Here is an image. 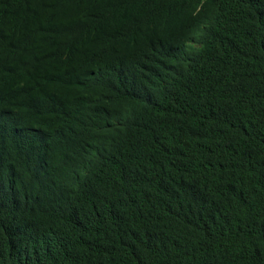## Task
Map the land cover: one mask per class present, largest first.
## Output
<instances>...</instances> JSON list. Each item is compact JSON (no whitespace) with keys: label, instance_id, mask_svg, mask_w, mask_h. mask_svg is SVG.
Instances as JSON below:
<instances>
[{"label":"trees","instance_id":"1","mask_svg":"<svg viewBox=\"0 0 264 264\" xmlns=\"http://www.w3.org/2000/svg\"><path fill=\"white\" fill-rule=\"evenodd\" d=\"M0 264H264V0H0Z\"/></svg>","mask_w":264,"mask_h":264}]
</instances>
